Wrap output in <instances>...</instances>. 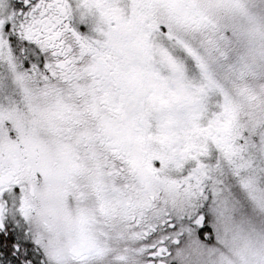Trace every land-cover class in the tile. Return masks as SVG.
Masks as SVG:
<instances>
[{
    "label": "rangeland",
    "instance_id": "1",
    "mask_svg": "<svg viewBox=\"0 0 264 264\" xmlns=\"http://www.w3.org/2000/svg\"><path fill=\"white\" fill-rule=\"evenodd\" d=\"M5 1L0 0V151L18 154L26 140L31 150L55 155L54 83L27 76L24 35L12 38L8 48L12 32L3 25L9 16ZM134 1L121 2L132 9ZM188 1L174 0L173 21L158 20L149 75L134 102L162 162L180 182L168 221L176 230L169 243L172 258L166 261L264 264V155L256 152L264 130V0ZM186 7L199 8L203 19ZM63 92L71 102L73 96ZM50 189L41 213L36 207L30 219L23 218L24 203L18 205L14 193L6 195L15 247L27 245L31 253L23 264H71L56 255L62 233H72L65 230L70 223L61 224L55 214L56 183ZM200 215L209 235L191 227ZM105 227L106 256L88 264H146L148 242L160 246L166 233L160 227L159 238L147 242L121 216ZM149 229L142 226V234ZM175 238L179 245L173 247ZM0 264H11L1 252Z\"/></svg>",
    "mask_w": 264,
    "mask_h": 264
},
{
    "label": "flooded vegetation",
    "instance_id": "2",
    "mask_svg": "<svg viewBox=\"0 0 264 264\" xmlns=\"http://www.w3.org/2000/svg\"><path fill=\"white\" fill-rule=\"evenodd\" d=\"M121 1H5L9 16L3 25L12 32L8 48L12 38L24 35L26 74L54 83L58 107L52 130L55 155L40 147L31 150L26 140L27 145H18V154L0 151V252L11 264L30 262L31 253L26 246L15 247L6 195L14 193L18 205H25L23 218L30 219L36 207L41 213L53 183L55 214L61 224L62 219L70 223L65 230L72 233L61 235L64 243L56 250L61 260L88 264L104 258L110 237L105 224L118 216L147 242L159 238L160 227L166 231L160 246L148 242L146 264H168L172 258L175 225L168 221L178 181L162 162L134 102L149 75L158 20L173 21L174 0H136L132 9ZM198 10L191 8L202 18ZM63 91L73 96L71 102ZM203 219L200 215L191 227L209 235ZM146 225L150 229L143 235ZM172 244L178 246L179 239Z\"/></svg>",
    "mask_w": 264,
    "mask_h": 264
},
{
    "label": "trees",
    "instance_id": "3",
    "mask_svg": "<svg viewBox=\"0 0 264 264\" xmlns=\"http://www.w3.org/2000/svg\"><path fill=\"white\" fill-rule=\"evenodd\" d=\"M257 97V96H256ZM255 108H256V106L254 107V111H255ZM263 122V121H262ZM260 134V135H259ZM258 134V136H257V139H258V137L260 138V140H258L259 141V148L260 149H258L256 152L257 153H259V154H263L264 155V130L263 131H261L260 133ZM258 154V155H259ZM8 239H6V241H7ZM27 246V245H26Z\"/></svg>",
    "mask_w": 264,
    "mask_h": 264
},
{
    "label": "water",
    "instance_id": "4",
    "mask_svg": "<svg viewBox=\"0 0 264 264\" xmlns=\"http://www.w3.org/2000/svg\"><path fill=\"white\" fill-rule=\"evenodd\" d=\"M149 264H151V263H149ZM158 264H167L166 262H160V263H158Z\"/></svg>",
    "mask_w": 264,
    "mask_h": 264
}]
</instances>
